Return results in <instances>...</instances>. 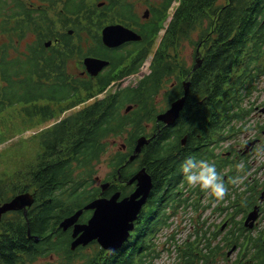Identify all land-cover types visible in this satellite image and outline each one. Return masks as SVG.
<instances>
[{"label": "trees", "instance_id": "1", "mask_svg": "<svg viewBox=\"0 0 264 264\" xmlns=\"http://www.w3.org/2000/svg\"><path fill=\"white\" fill-rule=\"evenodd\" d=\"M107 1L102 9L103 16H106L105 11H112L114 8L118 14L126 8L131 10L130 5L125 6L121 0ZM170 2L164 9L165 13ZM84 8L83 0H67L62 11L34 6V12L38 15L33 19L23 0H0V114L15 105L20 114L18 117H21L23 122L31 119L32 125L35 126L45 123V115L49 113L52 100L61 107L56 117L71 107L63 106V101L68 97H72L74 105L84 104L76 112L65 116L54 128L38 134L40 142L45 146H52L53 149H42L36 164L10 176L17 178L9 183L16 191H23L25 183L28 182L32 186L40 187L37 190L40 197H52L42 213L30 214V229L33 235H47L50 231L52 209L55 206L61 205V217H64L90 200L91 193L87 188L93 183L97 165L108 152L109 140L121 134L128 126L139 133L144 129L140 125L141 122L138 123L134 118L122 113L125 104L137 103V112H140L146 109L151 101L149 94H108L102 99L95 98L86 103L103 89L95 91L85 80H82L84 89L72 85L77 84L79 78L66 74L64 66L71 54L80 56L81 48L75 47L65 36L61 40L63 46L55 48L52 53L56 58L50 59L52 63L58 61L56 68H53L51 63H43L45 67H40L36 62L27 63V59L24 60V54L18 45L30 35L29 33H35L39 41L45 37L56 36L52 28L53 21L66 25L70 16L83 11ZM88 16L90 14L87 13L86 17ZM101 18L102 23L108 22L106 17ZM160 18L161 16L154 19V34L158 32L156 22ZM185 44L195 49L198 47L203 57L202 65L191 73L190 98H206L205 109L198 106L194 107L193 111L190 110V128L200 133L205 124H216L220 119V112L228 121L244 119L247 111L236 102L238 92L235 87L240 84V90L249 92L253 79L264 74V61L261 59L262 44L264 49V0H181L156 49L154 76L150 74L143 79L147 84L144 89L150 90L153 82L159 83L162 77L168 74L171 65L169 60L180 58L179 51L184 49ZM248 50L250 52L247 54ZM145 55L144 53L136 70L144 61ZM46 65L50 66L51 70L58 68L54 75L50 74L51 77H48L49 68H46ZM33 76L38 77L32 90L36 94L28 97L27 82L30 83ZM43 79L50 81V84L47 85ZM241 97L242 94L238 98ZM39 101L48 106L36 103ZM132 135L133 133L130 134L131 137ZM31 146H26L25 149H34L35 142L32 141ZM128 155L116 152L109 163L118 167ZM143 157V162L154 160V149H144ZM144 164L154 177V165L146 162ZM7 218L0 224V264H25V261L14 260L12 253L13 249H18L13 243L14 240H26L25 224L15 217ZM36 222L41 223L40 230L35 226ZM155 224L156 227H161L166 223L164 216L154 223L153 199L122 248L112 253L98 249L94 254H83L79 257H84V264H154L158 253L153 243H148V239L154 234ZM49 237L46 236L45 239L48 240ZM59 248L60 246L56 247L52 243L40 252L34 248L30 250V247H21L23 252H30V260L40 254H59ZM61 250L67 252V246L64 245ZM72 262L71 256L64 255L60 264Z\"/></svg>", "mask_w": 264, "mask_h": 264}, {"label": "flooded vegetation", "instance_id": "2", "mask_svg": "<svg viewBox=\"0 0 264 264\" xmlns=\"http://www.w3.org/2000/svg\"><path fill=\"white\" fill-rule=\"evenodd\" d=\"M123 1L127 3L129 0ZM169 2L170 0H131V10L123 9L121 18L118 19L120 22L116 21L115 24L120 23L137 34L144 35L145 39L109 48L101 42L100 29L99 37L94 35L78 40L84 56L80 60L70 61L66 66L68 69L70 64L74 69L73 73L79 74L93 87L99 88L109 80V87L115 86L122 95L149 94L151 97L144 115L134 114V102L126 104L122 110L123 114L135 120H145L142 123L144 132L128 128V134L133 133L132 137L123 134L121 142L117 139L109 140V147L119 145V152L125 154L131 149L129 157L135 149L137 138L145 136L149 141L141 149H154V160L144 161L154 165V177L142 161V153L130 163L127 158L118 167H111L104 175H94L90 186L92 200L115 196L118 201L125 199L136 189L137 180L132 181L133 176L145 169L153 182L147 202L154 194V211H159L166 223L154 232V240L162 228L169 229L176 223L175 229L169 231L164 242L169 246L162 249V252L174 253L175 258L171 264H264V95L260 103L255 101L259 96L254 100L250 99L255 92H261L256 80L264 77V74L253 79L249 92L240 90V84L236 86V102L247 107V113L240 121L223 122L219 119L216 124H205L200 133H196L190 128L189 112L195 105L205 109L206 98H190L189 84L184 107L176 122L169 126L156 122V115L165 112L173 102L184 96L186 82L190 83V74L198 58L201 64L203 62L202 53L199 56L193 53L192 65L187 64L182 56L177 60L172 59L168 76L155 84L158 89H154V82L152 89L143 88L145 85L142 80L146 74L142 71V65L136 69L144 53L149 52L150 72L154 74V19L164 14ZM141 6L144 8L142 15L137 11ZM93 28L98 27L94 25ZM261 52V59L264 61V49ZM85 57L106 61L108 65L96 75H90L83 64ZM241 94L242 97L238 98ZM255 114L259 118L257 125L250 122ZM236 122H240V125H235ZM243 130H246L247 135L243 141H239L237 134ZM226 142L231 146L224 147ZM188 156L215 162L228 188L223 199L210 198L182 182L184 174L181 164ZM91 213L83 211L79 222L85 223L88 219L83 221L82 217L91 216ZM55 228L57 231L52 234V238L61 247L63 238L71 239L72 229L62 232Z\"/></svg>", "mask_w": 264, "mask_h": 264}, {"label": "water", "instance_id": "3", "mask_svg": "<svg viewBox=\"0 0 264 264\" xmlns=\"http://www.w3.org/2000/svg\"><path fill=\"white\" fill-rule=\"evenodd\" d=\"M102 42L108 47L118 46L123 42L130 40H140L141 37L121 25L107 26L102 30ZM84 64L87 71L95 74L99 69L106 65V62L96 59H85ZM188 85V83H187ZM187 94V86L184 96L171 104L170 109L165 113L158 115L157 120L165 124H172L178 117L183 108ZM128 110V109H127ZM145 137H140L137 140L136 148L133 155L130 156V161L140 153L141 147L147 143ZM137 180L136 190L127 198L116 201V196L110 200L100 199L89 203L84 209L94 210L92 217L84 225H74L81 214V210L77 211L70 217L65 218L59 226L64 230L74 225V234L79 232L81 235L72 243V249L78 245H86L92 240H97L100 246L105 250H115L127 240L130 231L134 229V221L140 212L142 205L151 190L150 176L144 169L140 170L133 178ZM28 194L21 195L9 203L0 206V216L8 210L22 209L26 205H30L32 200Z\"/></svg>", "mask_w": 264, "mask_h": 264}, {"label": "rangeland", "instance_id": "4", "mask_svg": "<svg viewBox=\"0 0 264 264\" xmlns=\"http://www.w3.org/2000/svg\"><path fill=\"white\" fill-rule=\"evenodd\" d=\"M34 1V5L39 6L38 0H32ZM170 6H172V1L170 3ZM7 7H11V5H7ZM15 9V8H14ZM137 11L140 15L143 14L144 8L143 6L138 7ZM167 25V23H165ZM165 28V25L163 26ZM53 32L62 40L63 37V31L61 30L59 24L55 21H53ZM164 28H160L159 32L162 31ZM71 30H68L70 32ZM43 32V31H40ZM31 40V39H30ZM30 40L28 42H30ZM160 41V36H158L155 39L154 42V50L158 46ZM61 46H63V42L61 41ZM194 49L193 47H189V44L184 45V49L182 50L181 56L186 60V63L189 65L193 64L194 57H193ZM74 69L69 64L67 73L68 74H75L73 73ZM139 75L141 73H138ZM96 75V74H95ZM168 82V79L167 81ZM256 85L260 89L261 92H255L250 99L254 100L256 96H259L258 99H255L257 103H260L262 101V96L264 95V77L258 78L256 80ZM116 89V88H115ZM247 102V99L245 100ZM246 107V106H245ZM18 109L14 108L11 111H7L2 114V117L5 118L3 123L0 125V180H4L7 178H10V176L19 170L26 169L29 166L36 163L37 157H38V151L37 149H25L26 146H31V138L27 137V135H31L35 133L36 130L40 129L43 125L39 127H32L28 128L30 126V121L23 122L21 117H18L20 114L17 112ZM21 113V112H20ZM71 113V112H70ZM22 114V113H21ZM251 124H256L259 121V118H257V114L255 116H252ZM261 121V119H260ZM248 120L245 122L247 124ZM236 125L239 126L240 122H236ZM255 125V128H256ZM46 126V125H45ZM25 132V133H24ZM26 136H25V135ZM247 135L246 130L239 131L237 134V138L239 141H243L245 136ZM118 142L122 141L121 137L116 138ZM37 142L36 140H34ZM109 141V145H110ZM224 147H230L231 144L226 142L223 144ZM119 145H111L108 149L107 154L105 155L102 162L97 166V174L98 175H104L109 171V159L119 151L120 149ZM176 223H174L171 228L165 229L162 228L158 233V237L153 240V243L156 247L155 250H157L160 254V257L154 261V264H171L174 257V253L167 251L162 252V249L169 246L165 242V239L167 238V235L170 230L175 229ZM184 235V234H182ZM180 239V238H179ZM183 239V237H181ZM95 251V253L98 251L96 247H91V250L88 253H92ZM47 260L44 259L37 262L36 264H46ZM79 262L78 264H80Z\"/></svg>", "mask_w": 264, "mask_h": 264}, {"label": "clouds", "instance_id": "5", "mask_svg": "<svg viewBox=\"0 0 264 264\" xmlns=\"http://www.w3.org/2000/svg\"><path fill=\"white\" fill-rule=\"evenodd\" d=\"M181 169L184 174L182 182L187 187L217 200L223 199L227 194L228 188L215 162L188 156L182 161Z\"/></svg>", "mask_w": 264, "mask_h": 264}, {"label": "bare ground", "instance_id": "6", "mask_svg": "<svg viewBox=\"0 0 264 264\" xmlns=\"http://www.w3.org/2000/svg\"><path fill=\"white\" fill-rule=\"evenodd\" d=\"M134 240V239H133Z\"/></svg>", "mask_w": 264, "mask_h": 264}]
</instances>
